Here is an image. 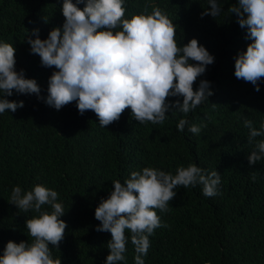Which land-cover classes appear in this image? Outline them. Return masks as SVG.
<instances>
[{"label":"trees","instance_id":"1","mask_svg":"<svg viewBox=\"0 0 264 264\" xmlns=\"http://www.w3.org/2000/svg\"><path fill=\"white\" fill-rule=\"evenodd\" d=\"M234 2L222 0L225 11L214 18L201 16L207 0H126V16L159 7L174 21L178 45L195 37L214 55L193 85L195 90L200 79H207L213 95L187 114L168 112L163 123H139L126 108L104 128L94 111L81 115L75 102L56 110L35 94L8 97L23 100L24 106L0 114V254L8 240L28 239L26 216L36 215L10 203L15 185L28 190L40 183L59 193L67 227L59 249H52L54 257L62 264H104L111 233L96 231L100 221L94 211L112 181L123 182L146 166L175 174L178 166L195 163L221 174L220 194L206 197L201 185L178 186L169 210H157L166 226L150 236L145 264H264V159L249 164L253 145L241 118L256 127L264 122V78L256 91L234 74L235 57L250 42L235 14L226 10ZM61 3L0 0V39L14 45L17 69L35 78L43 95L55 66H42L25 37L39 27L46 38L61 25ZM181 118L201 126L200 133L178 130ZM126 248V264H134L130 234Z\"/></svg>","mask_w":264,"mask_h":264},{"label":"clouds","instance_id":"2","mask_svg":"<svg viewBox=\"0 0 264 264\" xmlns=\"http://www.w3.org/2000/svg\"><path fill=\"white\" fill-rule=\"evenodd\" d=\"M125 3L126 0H62L59 10L65 19L52 27L46 38L40 37L39 27L31 33L27 30L30 52L40 57L42 66H55L46 95L35 78L17 69L14 45L0 39V114L24 106L23 100L8 99L14 93L35 94L56 110L71 102H75L81 115L92 110L105 128L117 121L126 108L139 123L158 124L167 119L168 112L187 114L209 100L213 95L209 80L200 79L195 90L193 85L214 62V55L195 37L178 45L176 25L159 7L151 13L128 17ZM207 5L202 17L210 14L215 18L225 11L222 0H207ZM226 10L231 16L235 14V20L246 30L245 39L250 41L246 50L235 57L234 74L259 91L264 78V0H235ZM241 118L248 129L247 141L253 145L247 159L254 165L264 159V122L256 127L251 119ZM186 127L193 134L201 131V126L179 119L177 129L184 131ZM112 184L108 196L101 198L94 211L100 221L96 231L111 233L104 264H126L129 234L135 250L134 264H145L150 236L155 229L166 226L157 210H169L178 186L201 185L204 196L219 195L221 174L195 163L178 166L175 174L146 166L131 171L123 182L115 180ZM58 197L57 190L40 183L28 190L13 186L10 203L36 215L26 216L27 240L6 242L0 264H62L52 251L59 249L67 227L61 219L65 210Z\"/></svg>","mask_w":264,"mask_h":264}]
</instances>
